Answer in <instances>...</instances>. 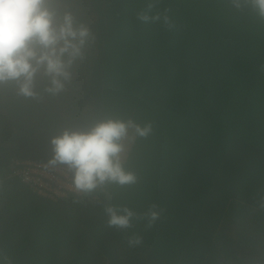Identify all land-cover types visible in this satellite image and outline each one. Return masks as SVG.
<instances>
[{"label": "trees", "instance_id": "trees-1", "mask_svg": "<svg viewBox=\"0 0 264 264\" xmlns=\"http://www.w3.org/2000/svg\"><path fill=\"white\" fill-rule=\"evenodd\" d=\"M54 7L94 39L58 98L0 85V264H264V17L254 0ZM45 82L38 74L37 91ZM105 114L151 125L124 157L135 184L54 200L14 175V161L48 164L53 135ZM110 206L132 213L128 228L108 227Z\"/></svg>", "mask_w": 264, "mask_h": 264}, {"label": "clouds", "instance_id": "clouds-1", "mask_svg": "<svg viewBox=\"0 0 264 264\" xmlns=\"http://www.w3.org/2000/svg\"><path fill=\"white\" fill-rule=\"evenodd\" d=\"M60 0H0V85L14 83L15 95L25 100L58 98L72 86L75 68L86 59V46L94 39L89 25L77 23L73 12H58ZM264 17V0H254ZM148 21V17H142ZM159 17H152V20ZM45 84L37 91V76ZM150 124L108 114L86 128H65L49 141L48 164L64 165L71 173L70 189L89 193L106 184L120 187L136 183L124 164L128 146L151 134ZM107 225L126 229L132 213L106 207ZM152 220L156 214L152 213ZM139 240H129V244Z\"/></svg>", "mask_w": 264, "mask_h": 264}, {"label": "built area", "instance_id": "built-area-1", "mask_svg": "<svg viewBox=\"0 0 264 264\" xmlns=\"http://www.w3.org/2000/svg\"><path fill=\"white\" fill-rule=\"evenodd\" d=\"M19 164L20 169L14 174L24 183L32 185V189L38 194L50 197L54 200L64 197L66 191L75 192L70 189L71 176L66 166L53 167L31 161L13 162Z\"/></svg>", "mask_w": 264, "mask_h": 264}]
</instances>
